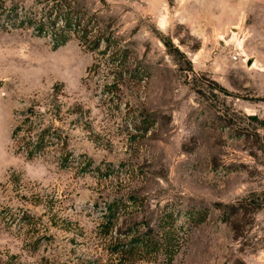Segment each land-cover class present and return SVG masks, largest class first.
<instances>
[{"label": "rangeland", "instance_id": "374dc122", "mask_svg": "<svg viewBox=\"0 0 264 264\" xmlns=\"http://www.w3.org/2000/svg\"><path fill=\"white\" fill-rule=\"evenodd\" d=\"M54 94L67 167L12 140ZM135 233L142 264H264V0H0V259Z\"/></svg>", "mask_w": 264, "mask_h": 264}, {"label": "trees", "instance_id": "16d2710c", "mask_svg": "<svg viewBox=\"0 0 264 264\" xmlns=\"http://www.w3.org/2000/svg\"><path fill=\"white\" fill-rule=\"evenodd\" d=\"M67 9V7H64ZM72 9H68L66 12H71ZM76 13L70 15L66 13L62 16V20H65L67 30L78 28L83 31L85 27L82 17L78 23H74V17ZM65 41L62 42L64 44ZM78 108V107H77ZM62 111V104L57 94L51 96L50 100L46 102H37L31 105L26 110L22 111L18 115L17 124L12 133V140L16 153H22L27 159L34 160L40 157L49 155L50 145H61V150L56 153L58 162L64 167L70 165V158L73 154L66 150V141L64 139V131L55 127L57 119L60 117ZM66 138V136H65ZM80 170H86L89 166L86 161L78 163ZM19 223H23L24 219H29L25 213L22 216L18 215ZM108 228V222L105 225ZM123 237V236H122ZM110 246L105 244L101 250H104L96 258L89 257L84 259V264H142L139 262L140 258H146L152 256L158 252L155 244H153L146 234L135 233L130 237L124 235V239L117 237L112 239ZM166 256H169L168 261L173 258L172 252L165 249ZM91 256V255H89ZM0 264H23L19 257L11 256L6 259H0ZM42 264H49L43 262ZM149 264V263H148Z\"/></svg>", "mask_w": 264, "mask_h": 264}, {"label": "water", "instance_id": "95a60500", "mask_svg": "<svg viewBox=\"0 0 264 264\" xmlns=\"http://www.w3.org/2000/svg\"><path fill=\"white\" fill-rule=\"evenodd\" d=\"M252 118H254V116H251Z\"/></svg>", "mask_w": 264, "mask_h": 264}]
</instances>
